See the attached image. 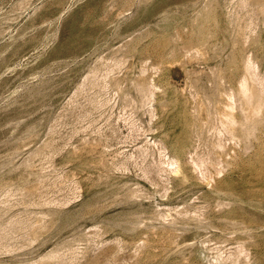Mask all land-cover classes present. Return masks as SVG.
I'll use <instances>...</instances> for the list:
<instances>
[{
  "label": "rangeland",
  "instance_id": "374dc122",
  "mask_svg": "<svg viewBox=\"0 0 264 264\" xmlns=\"http://www.w3.org/2000/svg\"><path fill=\"white\" fill-rule=\"evenodd\" d=\"M160 1L0 0V264H264V216L239 195L260 129L238 165L220 116L246 112L239 48L264 78V0ZM193 95L208 123L183 181L165 162Z\"/></svg>",
  "mask_w": 264,
  "mask_h": 264
},
{
  "label": "bare ground",
  "instance_id": "6f19581e",
  "mask_svg": "<svg viewBox=\"0 0 264 264\" xmlns=\"http://www.w3.org/2000/svg\"><path fill=\"white\" fill-rule=\"evenodd\" d=\"M163 1V0H162ZM160 1V2H162ZM213 20V19H212ZM216 20V19H214ZM243 20V19H242ZM211 21V20H210ZM209 21V22H210ZM203 22V21H202ZM208 22V24H209ZM212 22V21H211ZM214 22V21H213ZM205 23V22H203ZM211 24V23H210ZM209 24V26H210ZM200 25V24H199ZM198 25V26H199ZM205 25V24H204ZM207 25V24H206ZM205 25V26H206ZM202 27V25H200ZM245 26V25H244ZM243 26V27H244ZM200 27V28H201ZM208 27V26H207ZM211 27V26H210ZM209 27V28H210ZM203 28V27H202ZM206 28V27H205ZM204 28V29H205ZM195 29V28H194ZM197 29V27H196ZM195 29V30H196ZM199 29V27H198ZM207 29V28H206ZM211 30V29H209ZM208 30V31H209ZM245 30V29H244ZM200 31V30H198ZM206 31V30H205ZM203 29L201 30L199 36L197 37V42L199 44H202L203 46L206 47V40L210 39V38H207L205 40V32ZM214 32V31H213ZM195 33V32H194ZM194 33L192 32L193 36L194 37ZM211 33V32H210ZM196 34V33H195ZM211 36H216L215 33H212L210 34ZM197 36V35H195ZM207 36V34H206ZM210 36V37H211ZM209 37V36H208ZM239 38V37H238ZM213 39V37H212ZM211 39V40H212ZM195 40V41H196ZM207 40V41H208ZM209 40V41H211ZM171 41V40H170ZM193 40H189L186 44V52L185 54H187L191 49V42ZM169 44V43H168ZM171 44V43H170ZM174 44V43H173ZM196 44V42H195ZM197 44V45H199ZM207 45H210L209 43ZM213 45V44H212ZM171 46V45H169ZM175 46H179V45H175ZM195 46V45H194ZM193 46V47H194ZM202 46V47H203ZM211 46V45H210ZM181 47V46H179ZM199 49H200V46H198ZM63 48V47H62ZM183 49H181V51L185 50L184 46L182 45ZM170 49V47H169ZM175 51L174 47L171 48ZM198 49V48H196ZM195 51H198L196 50ZM203 49V48H201ZM193 50V49H192ZM56 51V50H55ZM182 51V53H183ZM194 51V50H193ZM194 51V52H195ZM167 52V51H166ZM178 53V50L176 49V51ZM180 53V52H179ZM178 53V55H179ZM199 53V52H198ZM201 53V52H200ZM175 53H172L171 55H173ZM184 54V55H185ZM236 56H235V59H236V62L233 64V65H230L228 66L229 70L227 71L228 74H227V79L231 85V89H233L234 91V94L241 100H244V103H245V108L244 110H246L245 113H240V114H234L233 110L235 109L233 107V102H226L225 105H223L220 109V116H222V119H224V123L226 124V126L228 127V133L230 132L231 133V136L233 135L234 137H237L239 139H241L242 141H244V151L243 152H240V155H238L237 157V164L238 165H242L244 162H245V154L247 152V149L250 147V136L253 135L254 136V132L257 131L258 129H260V136L258 138H262L260 141H261V148H263V151H264V76L262 77L263 79L261 80V82H255L253 83L252 80L257 77V75L255 74V64L247 55H246V52L239 48L236 52H235ZM168 55V53L166 54ZM202 55V53H201ZM170 56V55H168ZM174 56V55H173ZM177 56V55H176ZM181 56V55H179ZM203 56V55H202ZM251 57V56H250ZM256 58V57H255ZM234 59V58H233ZM254 59V58H253ZM176 61V60H175ZM174 61V62H175ZM235 61V60H234ZM233 61V62H234ZM172 62V61H170ZM179 62V61H178ZM177 62V64L179 65V63ZM181 62V61H180ZM257 62V61H256ZM258 63V62H257ZM174 64V63H173ZM176 64V65H177ZM231 64V63H230ZM175 65V66H176ZM257 65V64H256ZM172 66V65H171ZM173 67V66H172ZM186 73V71H185ZM190 74V73H189ZM258 74V73H257ZM260 74V73H259ZM188 76V75H187ZM190 77V76H188ZM260 77V76H259ZM258 77L255 79L257 80ZM193 80V79H192ZM222 80V79H221ZM254 80V81H255ZM187 81H189L187 79ZM186 81V82H187ZM190 82V81H189ZM192 82V81H191ZM258 83V85H257ZM189 84V83H188ZM191 84V83H190ZM145 84H143L144 86ZM187 85V84H186ZM185 85V86H186ZM184 86H182L183 88ZM147 88V87H146ZM145 89V88H144ZM230 89V90H231ZM184 90V89H183ZM184 92V91H183ZM226 93V92H225ZM195 94V93H194ZM184 95V94H183ZM198 94H196L197 96ZM194 96V101L196 100L195 99V95ZM192 96V97H193ZM228 96V95H227ZM235 96V97H236ZM230 98L232 99V96L230 95ZM229 99V98H228ZM185 100H187L185 98ZM230 100V99H229ZM172 101V100H171ZM231 101V100H230ZM240 101V100H239ZM187 102V101H186ZM252 102V103H251ZM184 103V102H182ZM190 104H192L191 102H189ZM194 103L193 108H194V111L190 110V107H187L185 106L184 108V112H183V118L181 119L180 123H181V134L183 133L184 137H183V141L179 142V143H176L177 141L173 142L176 143L175 147H178L177 148H173L175 151L173 154V158H170L168 159L165 163L167 164L168 167L167 170L169 169L170 171L174 172L181 180L185 181L187 179L190 178V171L192 173V165L187 161V158H186V155L188 153H191V152H188L189 150V145H191L192 143V140L196 137H200L201 133L203 132L204 130V127L207 125L208 123V118L207 116L205 117L203 115V102L198 99L196 100ZM243 103V102H242ZM179 104V103H178ZM189 104V105H190ZM188 105V106H189ZM206 105V104H205ZM179 106V105H178ZM235 106V105H234ZM242 107V105H241ZM179 108V107H178ZM234 108V109H233ZM208 109V108H207ZM243 109V108H242ZM179 110V109H178ZM206 111V110H205ZM180 112V111H178ZM242 112H244L242 110ZM263 114L261 117L260 114ZM175 116V115H174ZM178 116V115H177ZM181 116V115H180ZM180 118V117H179ZM210 118V116H209ZM176 121V120H175ZM222 121V120H221ZM176 123V122H175ZM223 123V124H224ZM177 124V123H176ZM225 127V128H227ZM259 127V128H258ZM179 128V126L177 127ZM257 129V130H256ZM28 130H32V129H28ZM30 132V131H29ZM180 134V135H181ZM230 135V134H229ZM233 137V138H234ZM252 137V136H251ZM174 139V138H173ZM178 139V137H177ZM180 141V140H179ZM191 141L189 144L188 142ZM218 141V140H217ZM171 142V141H170ZM216 143V142H215ZM222 143V142H220ZM219 144V142L217 143ZM172 147V145H170ZM91 149H94V148H91ZM214 149V148H213ZM216 149V148H215ZM215 152V151H214ZM213 152V153H214ZM97 153V151L95 152ZM219 153V152H217ZM221 154V153H220ZM98 155V154H97ZM219 155V154H218ZM223 155V154H222ZM215 156V155H214ZM213 156V157H214ZM226 156V155H225ZM217 157V156H215ZM102 158V156H101ZM104 158V157H103ZM102 158V159H103ZM219 158V157H218ZM221 159V158H220ZM257 159L259 160V162H254L251 164V162L249 163V166L247 165L245 167V169L247 170V173L248 171H250V175H251V178L253 179V181H248L250 182V184H248L246 186V188L244 189H240V193L239 195L240 196H244L246 197V202L249 204L250 208H252L253 210H255L256 212H260L263 216H264V152L263 154L261 155V153L258 155L257 154ZM166 160V159H165ZM202 160V159H201ZM214 160L215 158L213 159L212 163L214 164ZM94 161V160H93ZM100 161V160H99ZM227 161V160H225ZM201 161H199L198 159H194L192 160V164H194L196 166V168H199L200 171H201V174L203 176H205V173L204 171L201 170V164H200ZM221 162V161H220ZM94 163V162H93ZM101 163V162H100ZM107 163V161H106ZM202 163V162H201ZM188 164H189V167H188ZM228 164H232L231 161L228 162ZM103 165V163H102ZM108 165V163H107ZM163 167V166H162ZM106 168V167H105ZM165 168V167H164ZM146 169V168H145ZM107 170V169H106ZM144 170V169H143ZM166 170V169H165ZM164 170V172H165ZM168 170V171H169ZM167 172V171H166ZM106 173V172H105ZM151 173V172H150ZM173 173V174H174ZM145 174V173H144ZM175 175V176H176ZM249 175V176H250ZM210 176V175H209ZM208 177V176H207ZM249 178V177H247ZM226 187V186H225ZM31 188V187H30ZM219 188V187H218ZM30 190V189H28ZM34 188H33V192H34ZM31 191V190H30ZM32 192V191H31ZM30 192V193H31ZM29 193V191H28ZM243 201V200H242ZM238 203H241L240 201ZM246 203V204H247ZM245 204V203H244ZM243 204V205H244ZM245 204V206H246ZM163 216V215H162ZM255 220V219H254ZM256 221V220H255ZM253 222V220L251 221ZM251 225V224H250ZM248 225V226H250ZM253 225V224H252ZM244 226V225H243ZM255 228H263L264 227V220L262 219L261 222H257L255 223ZM249 229V228H248ZM258 230V229H257ZM141 235V234H140ZM156 236V235H154ZM147 237V236H146ZM149 237V236H148ZM157 238V237H156ZM152 240V239H151ZM156 240V239H155ZM164 240V239H163ZM162 240V241H163ZM245 240V239H244ZM247 240V239H246ZM148 241V240H147ZM147 241H144V242H147ZM150 241V240H149ZM148 241V242H149ZM154 242V241H152ZM151 243V242H150ZM160 243V242H159ZM254 243V242H253ZM135 244V243H134ZM148 244V243H147ZM146 244V246H147ZM255 244V243H254ZM117 248V247H116ZM115 248V249H116ZM148 248V246H147ZM146 248V249H147ZM147 251V250H146ZM145 251V252H146ZM114 252V250H113ZM117 252V251H116ZM144 252V253H145ZM53 253V252H52ZM52 253H48V254H52ZM47 254V255H48ZM54 254V253H53ZM113 254V253H111ZM130 256V255H129ZM50 257V256H48ZM108 257V255L106 256ZM110 257V256H109ZM112 257V256H111ZM115 257V256H114ZM113 257V258H114ZM112 258V259H113ZM107 259V258H106ZM110 259V258H109ZM111 260V259H110ZM109 260V262H110ZM186 261V260H185ZM177 262V261H176ZM180 262H178L179 264ZM181 264V263H180Z\"/></svg>",
  "mask_w": 264,
  "mask_h": 264
}]
</instances>
